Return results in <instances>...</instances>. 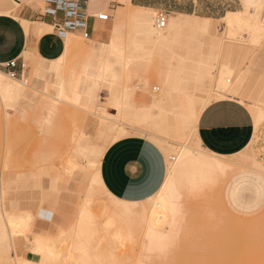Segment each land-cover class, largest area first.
I'll list each match as a JSON object with an SVG mask.
<instances>
[{
	"label": "rangeland",
	"instance_id": "374dc122",
	"mask_svg": "<svg viewBox=\"0 0 264 264\" xmlns=\"http://www.w3.org/2000/svg\"><path fill=\"white\" fill-rule=\"evenodd\" d=\"M12 1L20 3V0ZM154 1L158 4L150 11L140 10L139 17H118V4L110 2L109 21L101 24L122 25L121 62L109 59L116 72H120V79L115 83L130 96L127 103L121 104L123 117L129 123L119 119L115 103L107 105L114 85L107 62L78 50L84 42L94 44L97 51V43L107 39L106 35L97 33L86 38L67 33L60 54L52 59L43 58L28 43L19 57L23 64L21 72L11 77L0 67L6 73L0 72V86L21 85L14 79H25L38 90L27 88L23 96L7 100L3 96V103H0V244L9 249L4 259L0 257V264H11L14 256L8 240L15 231L6 227L5 216L15 221L27 219L14 228L18 233L10 236L15 250L25 252L40 264L48 259V250L58 254L56 260L51 261L54 264H69L70 261V264H264V174L260 172L244 168L220 180L217 189L216 185L215 189L206 188L200 193L202 190H196L197 196L188 191L190 197L186 194L189 189L184 193L182 179L176 176L173 198L185 209L178 221L182 227L179 229L177 225L180 236L176 232L166 255L156 260L146 252L150 238L143 231L141 218V207L149 206L148 198L125 201L111 195L100 178L102 157L94 167H88L81 158V169L66 171L74 160V155L67 152H70L69 145L75 133L88 135L89 140L96 136L92 139L98 138L95 141L104 143L106 149L124 137H146L166 150L173 149L167 155L161 149L167 171L169 163L176 160V152L184 148L183 144L190 147V155L194 157L208 155L191 140L195 125L190 113L211 93L218 97L210 102L227 99L215 90L217 80L224 75V60L229 55L224 50L229 33L223 30L220 17L228 10L241 9L242 1L179 0L178 8L169 7L172 0ZM132 2L146 6L150 3ZM102 3V0L97 1L99 7ZM159 12L166 16L165 26L170 19L164 29H158L155 24ZM256 16L262 18V9ZM209 20L219 32L191 26V23ZM36 25L23 23L27 37L42 36L34 30ZM50 30L52 27L44 24V34ZM245 40L249 51L239 49L234 52L236 56L233 55L238 66L241 65V72L232 81L231 91L240 82L242 99L264 109V59H260L264 36L256 42ZM84 70L89 76H84ZM84 87L90 90L89 107L82 106ZM159 98H164L160 105L156 103ZM249 106L254 107L250 103ZM110 126L112 130L107 129ZM104 129L108 132L103 137ZM105 137L107 141L103 142ZM255 147L260 155L264 154V130ZM236 178H239L238 189L231 197L227 185ZM214 190L219 192L214 194ZM84 200L86 207L81 212L80 202ZM177 202L174 203L177 205ZM216 203L221 210H226L225 214L218 211ZM228 217L230 223L226 220ZM109 218L113 224L106 223ZM37 219L43 220L46 226L38 228ZM127 220H131L132 228ZM165 227L163 224L161 229ZM36 237L40 238L42 248L31 253L30 247Z\"/></svg>",
	"mask_w": 264,
	"mask_h": 264
},
{
	"label": "crops",
	"instance_id": "0c3cea01",
	"mask_svg": "<svg viewBox=\"0 0 264 264\" xmlns=\"http://www.w3.org/2000/svg\"><path fill=\"white\" fill-rule=\"evenodd\" d=\"M97 1L89 0V14L108 9L110 2L115 1L118 4L116 9L118 17H139L142 15L140 10L150 11L158 4L154 0H141L144 3L150 2L148 6L135 4L132 2L133 0H102V7H99ZM19 2L17 5L12 0H0V64L10 59H16L15 71L17 73L22 71L23 64H20L19 57L22 53L24 54V49L28 43H30L32 50L40 56L45 59H52L60 54L66 36V34L55 33L50 30L39 38L34 35L27 37L23 23L26 22L33 26L43 22L50 26V22L46 15L44 0H20ZM180 4L179 0H172L169 7L178 8ZM184 16L189 17L190 15L185 14ZM90 23L92 25L91 36L100 33L106 35L107 39L97 43L99 45L97 51L94 49V44L86 45L84 42L81 43L78 50L98 56L107 62V68L111 72L110 77L114 83L107 105L109 102L115 103L118 117L129 123V120L123 117L121 104L127 103L130 96L115 83L116 80L120 79V72H116L113 61L109 59L115 58L116 63L121 60L122 25L108 22L107 25L103 26L101 25L103 23L96 20ZM169 23L170 19L168 25ZM191 26L196 29L219 32L218 27L210 20L191 23ZM76 35L80 36L78 33ZM260 59H264V51L260 53ZM123 66L126 68V63ZM0 72L4 73L1 70ZM4 74L6 75V73ZM83 74L89 76L86 70ZM19 81L21 83H18L21 85L11 84L9 86V90L4 94L5 100L23 96L27 88H32L34 92L38 91L34 86L30 87L25 79ZM165 84L168 85V81H165ZM83 89L85 99L82 106L89 107L91 105L89 101L92 99L90 90L87 87ZM240 90L241 83L239 82L234 91L225 96L227 99L214 102H210L211 99L218 96L211 93L190 113L192 123L195 125V130L191 136L192 142L207 152L240 164L239 169L228 178L244 168H251L253 171L264 174V154L260 155L259 149L255 147V142L262 137L264 130V109H261L262 107L257 103H246L244 99L242 100ZM164 98L157 99L156 103L160 105ZM249 103L254 107L250 108ZM223 112L230 114L231 118L228 122L221 123L210 119L214 114ZM161 149L166 155L168 154V149H164L163 146L161 147L143 136H128L114 141L105 150L100 162V178L106 190L116 198L125 201H142L155 194L165 181L171 165L170 162L167 171L166 159ZM236 155L238 156L234 158H226ZM238 179L232 180L227 185L231 197L235 196L238 189L236 185ZM36 225L38 228L46 226L41 219L36 220ZM8 252L9 249L0 244V257Z\"/></svg>",
	"mask_w": 264,
	"mask_h": 264
},
{
	"label": "bare ground",
	"instance_id": "6f19581e",
	"mask_svg": "<svg viewBox=\"0 0 264 264\" xmlns=\"http://www.w3.org/2000/svg\"><path fill=\"white\" fill-rule=\"evenodd\" d=\"M241 1H242V5H243L241 7V9L228 11L220 19L221 24L223 26V30L224 31L226 30L225 32L229 33L228 35H226L227 36L226 38H229V39H227L228 42L225 43V45H224V50L226 52H228V54H229L228 57H226L224 60L226 67H224V68L222 67L224 75H223V77H220V79H218L219 81L217 80V87H215V90L216 91L218 90V93L221 94V96H226V95H229V93L233 92V91H231L232 81L236 80L238 73L241 72V67H240L241 65L239 64V66H238L237 62H235V60H234L235 58H233L236 56L234 54V52H237L239 49H243V50L245 49V52H246V50H247V52L249 51V47L246 46L247 43H246L245 38L250 39V41H252V42H256V41H259L260 38H262L264 36V0H241ZM261 9H262V18L258 19L256 15L258 12L261 11ZM167 25H168V22H167ZM167 25L164 28H166ZM159 29H162V28H159ZM34 30L36 31V33L39 36L44 35V23L43 22L38 23L34 27ZM68 33H72V32H68ZM223 44H224V42H223ZM233 55H235V56H233ZM239 55H241V54H239ZM244 55H246V54L244 53L243 56ZM245 57H247V56H245ZM222 63H223V61H222ZM223 65H224V63H223ZM220 69H221V67H220ZM225 73H226V75H225ZM14 80H17V82H20L18 79H14ZM215 83H214V85H216ZM22 84H24V83H22ZM26 86H27V84H26ZM30 87H32V86H30ZM9 88H10L9 86H6V87L0 86V103H3V96H4L5 92L9 90ZM35 91H37V90H35ZM109 128H107V129L108 130L113 129L112 126H110ZM108 130L104 131L103 137L105 136V133L108 132ZM117 130H118V128H117ZM118 133H119V131H118ZM87 136L86 135L79 136L76 133L72 135V144L70 143L71 146L69 145L70 152H67V153H72L74 155V158H73L74 160H72L69 163V167H68V169H66V171L68 170L69 173H71V171H75L76 169L79 170V168L80 169L82 168L83 164L80 162L81 158L86 161V165L88 167L96 166L97 162L99 161L98 159L103 156V154L106 150V145L104 143L101 144V142L95 141L98 138L92 139L96 136H94V137L92 136V138L90 140L88 139ZM107 138L105 137L103 142H106ZM109 140L111 141V139H109ZM183 147L184 148H181L176 152V158H174L176 160H175V162H171L170 170H169V173H168L165 181L162 183V185L159 187V189L156 190V193L154 194V196L152 195V196L148 197L149 206L142 205V207H141V218L144 221V227H143L144 230L143 231L150 238V244L148 245L149 247L146 248V252L147 251L150 252L149 254H152L156 258V260H160V258H162L164 255H166V251L169 248L170 241L173 240V235H175L177 230H179L182 227L181 222H179L180 225H178L179 218H180V216L185 214V213L183 214V210H185V209L184 208L182 209L183 206L181 204L179 205V200L177 202V201H175V198H173V192L176 191V188H177V185L175 184V181H174L175 177L176 176L181 177L182 184L184 186L183 192L184 191L186 192V190L188 188L189 190H187L186 194H188L187 197H190L191 194H189V193H193L196 195L198 190H202V191H199V193H200V192H203L204 191L203 189H206V188L207 189H209V188L213 189V187L216 186L220 180L227 179L232 173H234L240 167V164L234 163V162L229 161L223 157H220V156H217V155L212 154L210 152H207L206 150L202 149L199 146H198V148L200 149V151L208 154L207 156L203 155L201 157L200 156L194 157V156L190 155L191 150H190V147L188 145L183 144ZM170 150H173V149H169L168 151H170ZM174 154H175V152H174ZM67 157H66V159H67ZM69 157H70V159L72 158L71 155ZM184 158H185V161H183ZM67 160H69V158ZM66 167H64L63 170ZM42 170H44V169H42ZM218 185L216 186V189H217V187H219ZM53 186H55V185H53ZM214 189H215V187H214ZM190 190H194L195 192L194 191L191 192ZM188 191H189V193H188ZM213 192L215 194V192H219V191L214 190V191H212V193ZM180 193L181 192L178 193L176 200H177V198L179 199ZM214 194H213V197H214ZM197 195H199V194L197 193ZM215 196H217V193ZM215 200H216V202L218 201L217 198ZM215 200H212V201H215ZM85 202H86L85 200L80 202V209H82L81 212H83V210H85V207H86ZM174 202L175 203L177 202V205ZM122 204L124 205V203H122ZM216 204L218 206V203H216ZM219 206H220V204H219ZM219 206H218V209H219L218 211H222L223 214H225L224 212L226 210L225 211L221 210L222 208H221V206L220 207ZM123 208H124V206H123ZM212 210L214 211V209H212ZM207 211H209V210H207ZM216 211H217V207H216ZM210 213H212V211ZM220 215H221V212H220ZM223 216H225V215H223ZM5 217L7 218L6 219L7 220L6 221V223H7L6 227L8 226L7 228L12 229L11 231L12 232L15 231L16 233H18L16 231L18 229L14 230V228L19 227L20 224L25 223L27 221L26 218L19 220V221H15V220L8 218L7 216H5ZM107 220H109V221H107ZM107 220H106L107 224L114 222V221H112V218H109ZM226 220H227V222L230 223V221H229L230 217H228V219H226ZM133 221H135L134 217H133ZM130 222H131V220H130ZM130 222L127 220V225ZM131 223H130V227L132 226ZM104 224H105V222H104ZM163 224H166V227L164 230L161 229ZM134 225H136V224H134ZM177 225L179 226L178 227L179 229H177ZM128 226H126V222H125V227H128ZM135 227H137V226H135ZM121 229H122V227H121ZM15 232L11 233L9 231L8 233L9 234L10 233L16 234ZM116 232H114V233H116ZM119 232H117V234L120 235ZM178 233H179V231L177 232V234ZM117 234H113V235L115 236ZM10 235H9V240H8L10 243L8 244V246H9V248L14 250V256L11 259V264H40L38 261L34 260L32 257H28L25 254V252H21V250H15L14 249V242L11 239ZM122 235H123V233H122ZM34 240H35V242L30 247L31 253H35V252H37L38 249L42 248L40 238L36 237V238H34ZM48 251H49L48 259L44 260L42 264H54L51 261H55L57 256H58V254L56 252L51 251V250H48ZM170 251H172V249ZM68 253L71 254L72 252H68ZM72 255L73 254H71V256ZM66 256H67V254H66ZM5 257L6 256H3L2 258L4 259ZM69 258H71V257L69 256ZM48 260H49V262H48ZM70 263H71V261H70ZM72 264H73V262H72Z\"/></svg>",
	"mask_w": 264,
	"mask_h": 264
},
{
	"label": "built area",
	"instance_id": "2783aa9c",
	"mask_svg": "<svg viewBox=\"0 0 264 264\" xmlns=\"http://www.w3.org/2000/svg\"><path fill=\"white\" fill-rule=\"evenodd\" d=\"M46 15L49 18L50 26L55 33L67 34L72 32L89 38L91 36V21L96 20L105 23L109 20L108 9L98 11L94 14L88 13L89 0H44ZM158 28H163L166 24V16L159 12L155 18ZM16 59H10L2 64L1 68L14 77L18 74L15 71Z\"/></svg>",
	"mask_w": 264,
	"mask_h": 264
},
{
	"label": "snow or ice",
	"instance_id": "6c2138e0",
	"mask_svg": "<svg viewBox=\"0 0 264 264\" xmlns=\"http://www.w3.org/2000/svg\"><path fill=\"white\" fill-rule=\"evenodd\" d=\"M230 118H231V116L227 112L217 113V114H214L212 117H210L211 120L221 122V123L228 122L230 120Z\"/></svg>",
	"mask_w": 264,
	"mask_h": 264
}]
</instances>
